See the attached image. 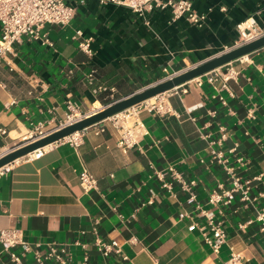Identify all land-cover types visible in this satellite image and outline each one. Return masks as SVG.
Wrapping results in <instances>:
<instances>
[{
  "label": "crops",
  "instance_id": "1",
  "mask_svg": "<svg viewBox=\"0 0 264 264\" xmlns=\"http://www.w3.org/2000/svg\"><path fill=\"white\" fill-rule=\"evenodd\" d=\"M67 1L75 9L71 20L41 29L52 45L23 38L0 62L3 150L39 124L50 130L63 122L68 100L88 114L239 45L240 21L251 17L264 27V0H190L205 14L200 24L171 20L169 8L141 16L110 1ZM78 29L79 39L92 38V54L78 47ZM232 64L238 70L228 81L232 94L217 90L205 74L187 81L169 92L170 114L140 111L146 134L125 151L117 146V129L107 124L102 132L86 128L77 147L58 143L3 168L0 228H18L31 243L22 264H35V251L43 254L50 244L66 248L67 264H80L84 256L88 264H264V229L252 205L238 197L229 204L207 202L219 183L229 185L221 166L209 161L200 132L215 138L224 126L223 148L236 172L264 173V47ZM169 166L195 180V202H187V192L168 174L171 189L162 186L156 171ZM83 168L97 179L88 192L78 181ZM258 191L264 184L251 188V194ZM256 205L264 206V197ZM201 209L211 210L227 234L217 252L204 240L203 232H212ZM96 237L119 245L128 259L103 257L93 245ZM232 252L239 255L234 262ZM0 264H14L1 243Z\"/></svg>",
  "mask_w": 264,
  "mask_h": 264
},
{
  "label": "built area",
  "instance_id": "2",
  "mask_svg": "<svg viewBox=\"0 0 264 264\" xmlns=\"http://www.w3.org/2000/svg\"><path fill=\"white\" fill-rule=\"evenodd\" d=\"M110 1L118 5L128 7L133 12L144 16L146 12L153 8H169L171 12V20L179 17H185L190 22L200 24L205 20V14L197 12L192 7L190 0H101ZM74 7L67 0H0V62L4 56L11 51L15 42L21 41L23 38L35 40L38 39L42 43L52 45V42L43 34L41 29L44 24H67L74 14ZM239 32L241 43L253 40L264 35V27L259 26L253 18H247L236 24ZM83 33L80 29L76 30L73 38L78 39V47L87 54H92L91 37L81 38ZM240 43V44H241ZM224 69L218 71L219 67L213 69L205 75L207 79L218 89L229 90L228 81L234 79L238 75V70L232 64V61L223 65ZM177 87L160 93L150 99L122 110L112 116H109L89 127H94L96 132L104 131L107 124L118 131L117 146L122 150H127L137 144L140 138L146 134V130L139 118L141 110L154 111L160 114H170L172 112L168 101L169 92ZM231 93V91H230ZM232 94V93H231ZM224 102V101H223ZM68 112L63 122H60L52 129H46L42 124L28 130L21 136L20 143L37 140L46 133L58 127L72 123L82 118L86 114H81L77 104L71 100L66 102ZM248 113L252 116V110ZM88 128V127H86ZM75 131L58 141L37 148L32 152L14 160L20 159L31 160L41 156L46 150L54 147L58 143H68L73 147H77L83 137L84 130ZM218 136L212 137L209 133H201L200 136L206 142V150L209 155V161L217 163L221 166L226 174L228 187H224L221 183L215 189H212L208 195L207 202L211 205L229 204L235 198H239L245 204L252 205L255 216L254 219L259 222L261 229H264V206H257L261 197H264V191H258L251 194V188L257 184H264V173H257L251 177H242L236 172L235 166L229 163V159L223 148L224 141L228 137V131L224 126H219ZM7 134L5 128L0 127V135ZM234 149V148H232ZM9 150V149H8ZM8 150L0 148V157ZM231 151V150H230ZM203 161V160H202ZM238 164H243V157L236 158ZM8 165L0 168H6ZM168 174L187 192V202L192 203L196 200L194 191L195 180L185 178L173 166H169L166 171H156L157 177L162 181V186L171 189L170 183L165 181V175ZM78 181L84 192H88L97 187L96 177L83 168L78 173ZM151 202V200H149ZM200 214L206 217L207 225L210 227L212 235L203 232L204 240L214 251H218L220 245L225 242L227 234L221 224L214 220V214L211 210L201 209ZM203 227H201L202 229ZM0 243L3 249L8 252L10 259L14 264H22L24 254L32 249L31 243L24 239L23 233L18 228L6 227L0 228ZM77 245L82 248L87 246L86 243L76 241ZM94 247L103 257H108L111 253L120 255L123 260H127L128 256L123 254L121 247L115 243L104 241L96 237L93 242ZM19 248V251L16 249ZM35 264H48L47 261H55L60 264H67L69 261L68 253L65 247L56 244H50L45 253L41 254L35 251ZM239 255L232 252L230 261L238 260ZM80 264H88V257L84 256Z\"/></svg>",
  "mask_w": 264,
  "mask_h": 264
},
{
  "label": "water",
  "instance_id": "3",
  "mask_svg": "<svg viewBox=\"0 0 264 264\" xmlns=\"http://www.w3.org/2000/svg\"><path fill=\"white\" fill-rule=\"evenodd\" d=\"M260 47H264V35L229 48L228 50H225L207 60L195 64L194 66L178 72L177 74L163 78L162 80L146 86L141 90L113 101L101 107L100 109L86 114L82 118H79L72 123L51 130L37 140L19 143L15 147L10 148L3 156L0 157V168L12 163L14 160L24 156L29 152H32L37 148L58 141L59 139H62L75 131L89 127L94 123H97L122 110L137 105L142 101L178 87L191 79L223 66L224 64L251 53Z\"/></svg>",
  "mask_w": 264,
  "mask_h": 264
},
{
  "label": "trees",
  "instance_id": "4",
  "mask_svg": "<svg viewBox=\"0 0 264 264\" xmlns=\"http://www.w3.org/2000/svg\"><path fill=\"white\" fill-rule=\"evenodd\" d=\"M110 101H111L110 99L103 100V104H107V103H109Z\"/></svg>",
  "mask_w": 264,
  "mask_h": 264
},
{
  "label": "rangeland",
  "instance_id": "5",
  "mask_svg": "<svg viewBox=\"0 0 264 264\" xmlns=\"http://www.w3.org/2000/svg\"><path fill=\"white\" fill-rule=\"evenodd\" d=\"M97 109H100V106H98L97 108H95V109H93V110H97ZM93 110H92V111H93Z\"/></svg>",
  "mask_w": 264,
  "mask_h": 264
},
{
  "label": "bare ground",
  "instance_id": "6",
  "mask_svg": "<svg viewBox=\"0 0 264 264\" xmlns=\"http://www.w3.org/2000/svg\"><path fill=\"white\" fill-rule=\"evenodd\" d=\"M93 111H95V110H93ZM93 111H91V112H93Z\"/></svg>",
  "mask_w": 264,
  "mask_h": 264
}]
</instances>
